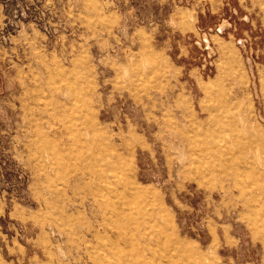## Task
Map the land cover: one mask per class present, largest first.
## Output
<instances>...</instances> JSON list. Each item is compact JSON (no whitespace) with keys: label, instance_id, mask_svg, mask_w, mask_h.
<instances>
[{"label":"rangeland","instance_id":"obj_1","mask_svg":"<svg viewBox=\"0 0 264 264\" xmlns=\"http://www.w3.org/2000/svg\"><path fill=\"white\" fill-rule=\"evenodd\" d=\"M0 264H264V0H0Z\"/></svg>","mask_w":264,"mask_h":264}]
</instances>
